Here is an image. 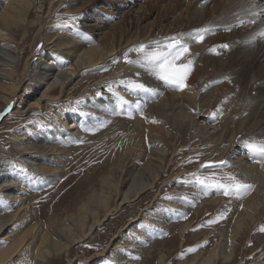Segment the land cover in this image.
<instances>
[{
	"label": "bare ground",
	"instance_id": "bare-ground-1",
	"mask_svg": "<svg viewBox=\"0 0 264 264\" xmlns=\"http://www.w3.org/2000/svg\"><path fill=\"white\" fill-rule=\"evenodd\" d=\"M64 1L68 7L63 14L80 18L85 16L79 26L55 21V14L60 8L53 0H0V113L11 107L16 95L23 94L21 91L26 81L33 80L31 86L34 95L27 111L38 109L61 100L68 86L84 69L105 65L128 47L135 48L140 43L155 45V41L163 43L165 38L178 37L189 45L188 60H192L193 65L184 90L165 86L137 64L126 66L125 69L133 68L128 72L132 74V79L147 87L144 92L134 88L129 90L118 82L117 91L128 103L127 111L134 115L138 113L145 119L153 117L145 125L148 138L145 161L138 166L135 161L139 158L135 161L128 156L120 158L118 164L110 166L101 175L99 187L79 197L75 205L65 207L61 214L55 213L56 208L52 207V215L42 216L40 222L19 229L16 233L8 230L11 226L33 221L35 215L25 195L28 182L12 165L13 161L11 163L1 154L0 264H54L65 257L68 260L66 264H80L76 257H71L72 246L87 239L114 211L152 189L163 176L168 154L164 142L166 135L161 131L164 123L171 124L178 136L185 128H190V132H193L191 137L217 140L212 149L220 150V160L227 166L241 169L245 178L257 183L252 184L249 190L253 199L247 203L245 201L244 212L257 199L264 198V190L261 192L260 189L261 185L264 186V158L246 146V142H264V129L261 128L264 124V0H186L184 12H179L172 21H165L170 11H175L182 1L185 2L172 0L173 3H166L167 6L163 3L169 7L168 12L158 15L156 11L149 22L146 19L152 15L153 8L165 0L141 3L136 0ZM127 5L129 9L120 14L117 12ZM132 21L138 22L142 29L135 35L127 33ZM210 26L224 27L230 31L213 35L216 37L211 39L204 37L197 42L196 34L204 36L205 28ZM33 31V40L36 39L33 45L41 42V46L36 48L34 58L33 51L28 53L20 66L25 50L20 55L19 48L12 43L19 34L30 35ZM225 44L229 47H220ZM141 57L142 53L134 51L131 59L138 60ZM239 72L240 75L237 74ZM244 80L248 81L244 83ZM197 81L213 86V102L205 113L202 107L207 98L199 99L194 86ZM241 82L244 83V92L239 88ZM114 100V97L102 98L96 104V112L105 118L115 111ZM223 109L226 113H223ZM64 117L68 119L69 115L65 114ZM70 117L75 121V116ZM74 125L70 127L75 131L68 128L65 131L69 137L78 133ZM132 128L133 133L138 131L137 126L133 125ZM10 138L15 151L14 163H24L31 173L42 175L44 180L49 178L53 168L48 169L43 166V162L52 160L57 154L48 143L50 139L36 135L26 140L19 134ZM223 142L226 143L225 147H222ZM167 163L169 165V159ZM178 207L183 208L184 205ZM170 220V211L163 210L158 213L156 224L167 227ZM136 221L132 219L128 226L134 225L132 222ZM242 223L239 220L231 233H222L203 256L194 255L175 264H216L218 260H229ZM134 227L131 229H136ZM179 228L182 233L187 229V224H181ZM11 235H14L13 241L4 245ZM113 244L112 247L109 245L100 252H94L88 260L95 262L97 257L106 252L109 254L104 260H122V253L117 250L122 245L119 241ZM156 264H162L160 258Z\"/></svg>",
	"mask_w": 264,
	"mask_h": 264
},
{
	"label": "rangeland",
	"instance_id": "rangeland-1",
	"mask_svg": "<svg viewBox=\"0 0 264 264\" xmlns=\"http://www.w3.org/2000/svg\"><path fill=\"white\" fill-rule=\"evenodd\" d=\"M136 1L141 3L147 0ZM171 2L172 0H165L161 2L162 5L158 3L146 22L151 21L158 13V15H164L168 12L169 7L166 6ZM53 3L59 4L58 8H60L55 14V19L57 18L55 21L79 26L83 17L85 18V16L80 18L63 14L68 7L64 0H53ZM163 3H167L166 6ZM180 4L181 6L175 11L167 14L165 21H172L179 12H184L186 0ZM127 9H129L128 5L117 12L120 14ZM139 27L138 22L132 21L127 33L135 35L142 31ZM213 27L205 28L203 38L211 39L216 37L213 35L230 31L224 27ZM19 35L12 44L19 48L20 55L22 50H25L21 58H25L32 51L34 58L37 54L36 48L41 46V42L33 45L36 41V39L33 40L35 32H31L30 35L27 33L24 36ZM145 45L148 50L155 47L153 44ZM138 46L128 47V50L112 58L105 65L84 69L68 86L61 100L48 103L38 109L27 111V106L33 101L34 95L31 86L33 80L26 81L24 90L21 91L23 94L16 95L11 107L0 116V159L3 154L4 157L12 160V165L24 175V180L28 182V190L25 194L28 206L35 215L33 221L21 226L19 224L11 226L8 232L16 233L19 229L40 222L43 220L42 216L48 217L53 214L52 207L56 208L55 213H63L62 211H65L67 207L75 205L79 197L84 196L92 188H98L101 175H104L110 166L118 164L120 158L128 156L134 161L139 158L135 161L136 165L143 164L148 148L145 125L149 124L153 117L145 119L138 113L134 115L127 111L128 103L121 94H118L119 83L130 90L133 88L132 82H136L132 79V74L128 73L133 68L125 69L131 64L126 63L124 57L127 55L131 59L135 51L133 49ZM22 59L20 66L24 62ZM188 59L190 57L187 53L177 63H187ZM120 66H124L123 69ZM240 73L237 74L240 75ZM244 83L239 84L242 92L245 90ZM194 86L197 88L200 100L207 98L206 104L202 107L205 113L213 102V86L209 83L206 85L202 81H197ZM97 93L100 94L97 95ZM104 97H114L116 106L115 111L110 112L109 117L105 116V118L101 117L95 109L96 104ZM229 108L233 107L227 109ZM223 113H226L225 109ZM65 114L69 115L68 119L64 117ZM70 116H75V121ZM73 124L78 133L69 137L65 131L67 128L75 131L70 127ZM133 125L138 127V131L134 133ZM170 125L169 123L161 125L163 126L161 131L166 135V138L162 136L168 152L163 176L152 189L114 211L107 220L94 229L87 239L72 246L71 257H76L80 264H156L159 258L162 264H175L194 255L203 256L223 234L231 233L232 227L242 220L244 225L242 223L235 236L233 255L229 260L216 261V264H264V231H261L264 227V198L257 199L244 212L245 201L247 203L253 199L250 197L249 190L242 195L233 193L225 196L219 187L205 186L200 181L205 180L208 184L215 185L228 184L232 182L229 177L234 176L245 184L257 185V183L248 177V179L245 178L241 169L227 166L220 160V150L212 149L217 140H204L200 136L191 137L190 134L193 132H190V128H185L181 136H178L174 127ZM261 128L264 129V124ZM15 134H19L26 140L36 135L39 138L45 136V139H50L48 143L58 155L53 156L50 161L43 162V166L54 169L49 178L44 180L42 175L31 173L24 163L19 165L17 162L14 163L15 151L11 146L12 138L10 137ZM225 144L223 142L222 147H225ZM260 189L262 192L264 186L261 185ZM63 201L65 202L62 203ZM181 204L184 205L183 208L178 207ZM163 210L164 212L169 210L171 213V220L167 227L156 224L158 213ZM132 219L137 221L132 222L134 225L128 226ZM185 223L187 229L181 233L179 225ZM132 227L136 229H131ZM13 237L14 235H11L3 244L13 241ZM116 241L122 245L117 249L119 253H122V260H104L109 254L106 252L102 256H96L95 262L89 261V257L94 252H100L109 245L112 247ZM134 249L137 250L134 251ZM67 262L65 257L62 261L55 263L66 264Z\"/></svg>",
	"mask_w": 264,
	"mask_h": 264
},
{
	"label": "snow or ice",
	"instance_id": "snow-or-ice-1",
	"mask_svg": "<svg viewBox=\"0 0 264 264\" xmlns=\"http://www.w3.org/2000/svg\"><path fill=\"white\" fill-rule=\"evenodd\" d=\"M195 39L199 42L203 39V36L197 33ZM153 43L156 46L150 51L146 50L147 46L145 44H140L138 48L133 50L142 53V57L134 61L125 55V62L137 64L139 67L150 72L156 79L162 81L165 86L176 90H184L187 87L186 81L191 72L193 61L188 60L187 63L181 64H178L177 61L189 52V45L178 37L165 38L163 43L160 41ZM220 47L227 48L229 45L225 44ZM132 87L136 90H147L146 85L142 82H135L132 84ZM99 94L97 93V95ZM2 115L3 113H0V116ZM246 146L250 151L259 153L264 158V142H246ZM229 179L232 182L228 184H208L205 180H201L200 183L205 186L219 187L225 196H230L233 193L242 195L253 187L252 185L242 183L234 176H230ZM261 231H264V227L261 228Z\"/></svg>",
	"mask_w": 264,
	"mask_h": 264
}]
</instances>
